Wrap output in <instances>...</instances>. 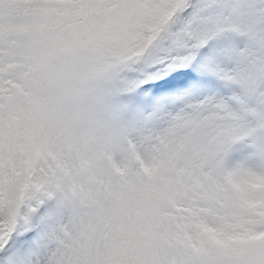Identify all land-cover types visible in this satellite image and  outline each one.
Masks as SVG:
<instances>
[{"label": "snow or ice", "instance_id": "snow-or-ice-1", "mask_svg": "<svg viewBox=\"0 0 264 264\" xmlns=\"http://www.w3.org/2000/svg\"><path fill=\"white\" fill-rule=\"evenodd\" d=\"M0 264H264V0H0Z\"/></svg>", "mask_w": 264, "mask_h": 264}]
</instances>
